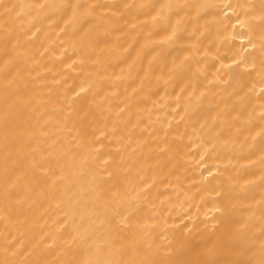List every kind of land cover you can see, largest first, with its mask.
Returning a JSON list of instances; mask_svg holds the SVG:
<instances>
[{
	"label": "bare ground",
	"instance_id": "1",
	"mask_svg": "<svg viewBox=\"0 0 264 264\" xmlns=\"http://www.w3.org/2000/svg\"><path fill=\"white\" fill-rule=\"evenodd\" d=\"M0 264H264V0H0Z\"/></svg>",
	"mask_w": 264,
	"mask_h": 264
}]
</instances>
